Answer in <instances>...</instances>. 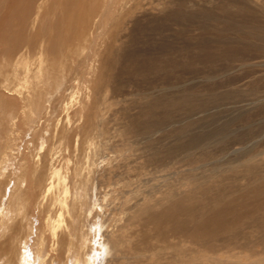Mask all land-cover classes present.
<instances>
[{"label":"bare ground","instance_id":"1","mask_svg":"<svg viewBox=\"0 0 264 264\" xmlns=\"http://www.w3.org/2000/svg\"><path fill=\"white\" fill-rule=\"evenodd\" d=\"M250 2L254 16L264 23L260 14L264 12V0ZM4 5L7 6L5 2ZM37 9V16L30 21L31 33L27 32L29 36L23 39L25 43L31 39L30 45L26 46L21 40L22 31L8 23L4 35L7 33L11 36L8 39L16 40L8 48L0 49V184L13 183L10 188L13 207L5 203L0 206V227L4 228L0 234V255L7 257L4 264H12V261L17 264L18 259L24 264L20 252L30 239L33 245L41 244L46 224L41 228L36 223L39 234L35 232L36 236L29 239L28 234L35 224H29L25 233L13 222L17 216L28 219L33 214V202V210L41 206L39 217L43 215L49 222L56 221L50 226L48 236L58 241L59 253L68 251L76 233L78 247L74 249L80 256L76 261L89 264L85 250L92 253L90 246L100 237L91 234V223L87 224L84 217L93 190L75 176L67 178L61 174L70 158L79 160L82 135L102 138L104 152L116 148V152L110 153H120L121 147L139 136L149 142L154 131L160 139L175 136L178 123L191 118L189 116L211 111L228 98L235 101L248 96L263 98L264 83L254 76L245 89L230 90L226 96L217 93L233 79L227 76L224 82L215 83L220 76L219 68L224 67L219 57L233 54L238 63L246 66L242 62L262 54L256 43L260 37L248 36L249 29L241 23L238 26L241 29H232L226 22L211 23L239 13L230 3L228 7L221 6L222 15L211 9L209 17L197 16L199 6L190 5L187 0H43ZM25 10L23 15L27 13ZM155 11L158 14H149ZM51 12L53 20H47ZM173 22L182 24L177 33L169 31ZM190 36L193 42L187 39ZM261 36L264 42V33ZM174 39L180 42V50L175 48ZM124 40L131 45L130 52L124 51ZM144 48L153 52L150 57L156 63L132 58ZM169 48L181 54L180 63L167 59ZM87 50L92 55L90 60L85 58ZM82 61L91 62L92 66L90 76L82 80L86 94L78 100L66 74L76 77V72L71 73L73 65ZM129 61L137 63L136 66L131 73L126 70L117 82L127 85L142 73L164 86L167 94L160 100L158 95L153 100L145 99L150 111L136 118L129 115V106H124L125 126L116 118L115 127H111L102 113L110 109L107 103L111 88L115 90L117 83L114 76L118 77L127 67L131 69ZM175 69L180 70L176 78L178 84L170 87L175 80ZM197 76L208 80L213 77L215 81L185 83ZM64 89L70 99L63 105L57 102ZM214 90L216 92L211 93ZM6 92L14 93L13 96L18 94L20 100L6 96L15 106L2 109L5 101L1 96ZM261 110L264 111V107ZM75 117L77 132L62 126L63 121L70 125ZM215 117V114L210 115L207 120ZM172 123L176 124L170 127ZM8 124L12 127L7 128ZM191 131L187 128L183 133ZM166 132L175 134L171 136ZM27 137L29 141L24 140ZM225 140L226 137L217 139L212 133H205L191 136L185 143L168 146L166 150L158 148V152L153 149L151 153L146 147L147 154L153 156L146 160L147 168L162 174L167 167L180 168L181 180L185 183L177 186L179 181L171 185L172 182L164 180L166 191L159 192L160 198L150 200L146 194L145 200L130 204V208H126L129 210L126 211L129 212L127 222L118 234L103 240V262L107 257L108 264H264V163L252 156L257 152L253 149L230 157L222 164L205 166L216 157L215 150ZM194 148H208L210 154L193 159ZM61 157L63 166H58ZM174 162H180L179 166L174 167ZM131 168L137 167L129 166L125 172L132 175ZM122 169L119 164L109 170V176L104 174L103 177H119ZM105 179L100 178V188L106 185ZM107 184L113 183L107 181ZM56 189H62L64 196L68 199L70 195L71 200L64 197L56 202ZM56 203L58 211H55ZM33 219L35 216L30 218ZM48 252L54 253L53 249ZM25 253L30 258L28 250Z\"/></svg>","mask_w":264,"mask_h":264},{"label":"rangeland","instance_id":"2","mask_svg":"<svg viewBox=\"0 0 264 264\" xmlns=\"http://www.w3.org/2000/svg\"><path fill=\"white\" fill-rule=\"evenodd\" d=\"M187 1L190 3V5L196 4L199 6L200 11L198 12L197 16L202 17H209L211 9H215L217 14L222 15L223 12L221 10V6L228 7V4L230 3L231 6L233 5L234 8L239 10V13L237 15L224 16L221 20H214L211 23L216 24L226 22L232 26V29H241L240 27H238L241 23L243 27L249 29L248 36L254 35L260 37V41L256 43L257 45H259L262 54H259L252 60H249V62H242L246 63V66L238 63L233 54L219 57V60L224 65V67L219 68L221 70L220 76L217 77V81L215 83L218 84L221 81L224 82L227 76L231 77L233 81L228 85V87H224L217 94L226 96V94L230 90L236 91L237 89H245L244 86L251 82L253 76L259 82L264 83V42L262 41L261 36V34L264 33V23L260 22L257 16H254L253 4L250 2L252 0ZM0 2V49H6L16 40V38L8 39L11 36L7 35V33L6 35H4V32L7 31L6 25L10 23L15 27V29L19 28L22 31L23 38L21 40L24 42L27 36H29L27 32L31 33V31L29 30V28H31L30 21H32L37 16L38 5L43 2V0H0ZM4 2L7 4V6L4 5ZM216 3L217 5H215ZM23 9L27 10V13H25L24 15ZM156 12L158 14V11L151 13L149 12V14L153 16L156 15ZM195 13H197V11ZM263 13L264 12H260L261 16L264 17ZM51 16L53 17V12L48 15L47 20H53ZM24 17L27 18L25 22L22 19ZM25 26L26 28H24ZM181 27V23L173 22L169 25V31L177 33L179 31V28L181 29ZM182 29L185 33V30H187V26L183 27ZM240 38H242V36ZM187 39L193 42L191 36ZM30 41L31 39H28L26 43L24 42V44L26 46L30 45ZM124 42L126 44L123 47L124 51L130 52L132 49L131 45L126 43L125 40ZM173 43L175 48L177 50H180V42L174 39ZM169 49L170 51H168L167 53V59L170 62L174 61L180 63V58H183L181 54L177 53L174 48ZM151 54H153L152 51L144 48L137 51V53L133 55L132 58H134L138 62L156 63V61L150 57ZM87 55L90 56L87 57ZM91 56V53L87 50L85 53V58H88L90 60L92 58ZM86 63L87 61H82L77 62L73 65V70L71 71V73L76 72V77H74L72 74H66V76L68 77L67 81L69 82L70 86L75 89L74 94L76 95L78 100L86 94V90L82 86V80L83 78H88L91 73L90 68L92 66V63ZM127 64H130L131 69L127 67L121 74L118 75V77L114 76L116 82L125 73L126 70L131 73L137 63L129 61V63ZM111 65L114 66V63H112ZM47 66L48 65L46 64L45 69H47ZM22 70L23 67L21 71ZM56 70L57 69L55 68L54 71ZM173 73L175 74V80L170 87H174L176 84H178L176 82V78L180 74V70L175 69ZM201 78L202 76H197L194 79H187L185 83L190 84L192 81L196 82V80V83L200 84L203 83V80L209 83H213L215 81L213 77H210L209 80ZM61 87L65 88L64 86ZM216 90H219V88H217ZM216 90L211 91V93H215ZM153 92H155V94L151 95ZM111 93L112 94L110 100L107 103L110 109L104 111V114L102 113V116L106 119V121H108V123H110L111 127H115L114 120L116 118L125 126L124 122L122 121L123 111L125 109L124 106L128 105L130 109L129 115L133 118H136L141 114L149 113L150 111V105L147 104V101H145V99L153 100L156 98V95H158V99L160 100L161 97L167 94L164 86H162L161 84H157L148 75L142 73L136 79L128 82L127 85H125L123 82H117L116 89L114 90L111 88ZM12 94L10 95L9 92H6L4 93L5 96H1V100L5 101V105L2 107V109H6L9 106L14 107L15 102L12 101L13 99H15L17 102L18 100H20V96H18V94L14 96ZM68 94L69 93H65L64 89L60 93L59 101L57 103L62 102L64 105L66 102H68L70 99V96ZM6 96L9 98L12 97V100H10L9 98H5ZM88 100L90 101V99H87L86 101L88 102ZM57 103L54 104V107ZM60 106V104L57 105L58 108H60ZM263 107L264 97L259 98L248 96L242 97L240 101H235L228 98L226 101L214 106L211 111H206L195 114L194 116H189L191 118L183 120V122H181L180 124L178 123L177 127L175 128V132L177 133L175 136L168 139H165L164 137L160 139L158 136L154 135V131L151 133L149 142H146V140L143 138L144 136H139L138 138H134L132 143H130L129 145L121 147L119 149L121 150L120 153H110V151L116 152V148H113V150L110 151L106 150L104 152L105 141L102 138H87L82 135V151L79 160L77 159V157L70 158V162L68 161V164L65 162L63 166V157H61L57 165L63 166V169L61 170V174L63 176L67 178L75 176L77 181L91 187L90 190H93L91 191L92 194L91 200L89 201L90 204H88L90 206L85 208L84 217L87 224L91 223L89 225V229L92 231L91 234L94 235V233H96L100 235V237L98 242H93V245L91 244L90 247L92 248V253H90L89 250H85L89 258L88 263L108 264L107 257L105 259V262H103V248L105 246L104 241L107 237H110L113 234H118L121 226H123L124 223L127 222V220L129 219V212H126L128 210H126V208L129 207L130 204H136L139 200H145L148 196V199L150 200H152L153 197L160 198L161 193L159 192L164 191L165 187L167 186L165 185L164 180L172 182L171 185H173L175 181H179L177 186L183 185L185 183L184 180H181L182 169L180 168L167 167L163 172L164 175L162 174V172L160 173L156 170L147 168L146 160H151L153 156L147 154L148 152L147 150H145L146 147L150 148L151 153L154 152L153 149H156V151L158 152V148H163V150H166L168 149V146H173L177 143H185L191 136H200L205 133H212V136H214L215 138L218 139L221 137H226V140L220 148L215 150L216 157L212 161L206 163L205 166L214 165L218 162L219 164H222L230 157H236L242 153L250 152L253 149H256L257 152L252 153V156H257V160L261 163H264V111L261 110ZM213 114H215L216 117L212 120H207V118ZM59 119L62 120V114H60ZM70 122L71 124L69 125L63 121L62 126L65 127V129H72L74 132H77V118L75 117ZM175 124L176 123L170 124V127ZM6 127L11 128L12 125L8 124ZM187 128L192 129V131L183 133V131H185ZM38 130L41 133V126L38 127ZM175 132H166L165 134H169L172 136L175 134ZM17 135L21 136L22 134L17 133ZM30 135L31 134H29V136ZM24 140L29 141L30 138L27 137V139ZM167 141L169 142V144L167 143ZM130 146L131 148H129ZM207 154H210V149L208 148L193 149V159H197L199 156L205 157ZM78 162L80 163L76 165V163ZM174 163V167H178V164L180 162ZM119 164L123 168L122 175H120L119 177H107L109 176V170L113 169ZM127 166H135L138 169L131 168L132 175H130L125 172L128 170ZM104 174L107 176L103 177ZM100 178H106V185H104L103 187L101 186L102 188H100L99 184ZM129 178L130 182H128ZM10 179H12V177L9 178V180ZM107 181L113 184L108 185ZM67 184H69L70 186L69 182ZM11 187H13V183L7 181L4 184H0V206H3L5 203L8 207H13V201L10 198ZM157 193H159L160 195ZM146 194L148 195L147 197ZM57 195L59 198L57 197ZM55 196V198H57L56 202L65 197L62 189H56ZM65 198L67 201L71 200L70 195L68 196V199L67 197ZM31 204V210L33 214L29 215L28 219L26 220H22L21 216H17L13 219V222L18 223L25 231V233L27 232L29 224H35L34 227H31V231L28 234L29 239L36 236L35 232L37 231V227L35 226L38 223L41 228H44V224H46V227L44 229V232L41 234L40 245L36 246L31 244L32 239H30V242H28L20 252L23 255L22 260L24 261V264H82L81 262L76 261V259L80 256L74 249V247H78L77 238H79V236L75 233L73 244L70 245L68 251L59 253L58 241L51 240L49 239L50 236H48V230L50 229V226L56 221L53 220L49 222L48 219L43 218V215L39 217V210L41 209V206L33 210L35 205L33 202ZM55 207V211H58L57 203ZM32 216H35V219L30 220ZM3 231L4 228L0 227V234ZM68 232L69 231L67 230L66 234H68ZM36 234H39V232H36ZM104 235H106L105 238H103ZM187 240L189 241L190 239ZM154 241L155 240H153L152 243H154ZM162 245H164V243ZM194 245L201 247L200 244ZM52 249L54 253H49L48 251H51ZM26 250H28L30 258L26 255ZM42 253L44 254L42 255ZM6 260V256L0 255V264H4ZM12 264L16 263L12 261ZM17 264H20L19 259Z\"/></svg>","mask_w":264,"mask_h":264}]
</instances>
